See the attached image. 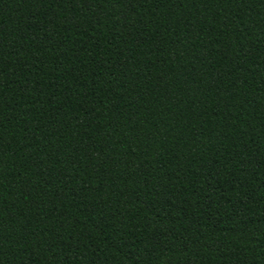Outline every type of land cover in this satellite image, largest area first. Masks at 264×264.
Listing matches in <instances>:
<instances>
[{
  "label": "trees",
  "instance_id": "1",
  "mask_svg": "<svg viewBox=\"0 0 264 264\" xmlns=\"http://www.w3.org/2000/svg\"><path fill=\"white\" fill-rule=\"evenodd\" d=\"M0 264H264V0H0Z\"/></svg>",
  "mask_w": 264,
  "mask_h": 264
}]
</instances>
